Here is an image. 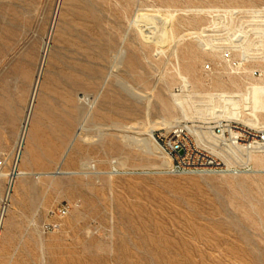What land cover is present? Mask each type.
Listing matches in <instances>:
<instances>
[{
	"label": "rangeland",
	"instance_id": "rangeland-1",
	"mask_svg": "<svg viewBox=\"0 0 264 264\" xmlns=\"http://www.w3.org/2000/svg\"><path fill=\"white\" fill-rule=\"evenodd\" d=\"M255 69L264 0H0L2 172H29L11 186L0 264H264V154L252 173L172 174L142 143L163 119L213 120L196 108L264 82Z\"/></svg>",
	"mask_w": 264,
	"mask_h": 264
},
{
	"label": "built area",
	"instance_id": "built-area-1",
	"mask_svg": "<svg viewBox=\"0 0 264 264\" xmlns=\"http://www.w3.org/2000/svg\"><path fill=\"white\" fill-rule=\"evenodd\" d=\"M222 60L233 71L241 72L245 60L230 50L222 52ZM206 68H211L207 64ZM252 76L262 77L260 69ZM161 148L170 156L166 171L172 174H247L256 171V156L264 154V124H255L241 118H217L213 120L178 121L158 136ZM7 161L0 158V213L4 216L11 186L18 176V160L4 174ZM3 175L7 177L3 185ZM66 205L51 210L52 215L64 216ZM49 223L48 227H57Z\"/></svg>",
	"mask_w": 264,
	"mask_h": 264
},
{
	"label": "bare ground",
	"instance_id": "bare-ground-1",
	"mask_svg": "<svg viewBox=\"0 0 264 264\" xmlns=\"http://www.w3.org/2000/svg\"><path fill=\"white\" fill-rule=\"evenodd\" d=\"M121 54H125V52ZM245 54L246 52L244 50L242 52V55H245ZM180 75L185 85L188 86L189 82H188L187 77L183 74H180ZM208 95H209L208 99L204 100V105H206V107L196 108L197 116L199 117L198 119L200 118H204V119L241 118V119H244L248 122H252L255 124L257 123L264 124L261 121L260 115L257 112V111L264 109V82L250 83L246 86L245 90H240L236 92H228V91L211 92ZM175 99L183 111L182 118L189 119L193 117L190 114H188L187 110L185 109L182 96L176 95ZM219 102H221V105ZM242 102L245 105V109L249 110V113L251 114V116H247V117L243 116V112L240 107ZM180 120L181 118H175L171 120L163 119L162 123L170 127ZM149 135H150V138H145V139L143 138L144 142L142 143H144V145L148 148H151L152 146L160 147L157 138L154 136V133L150 131ZM68 151H69V147L66 149L64 156H66ZM63 172H69V171H63ZM28 173L29 172L27 170L20 169L18 176L20 175L26 176ZM2 218L3 216L1 217V213H0V223L3 220Z\"/></svg>",
	"mask_w": 264,
	"mask_h": 264
}]
</instances>
